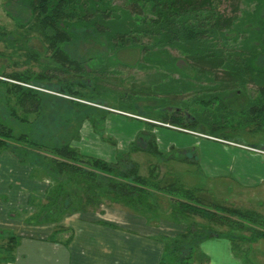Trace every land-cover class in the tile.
Wrapping results in <instances>:
<instances>
[{"label": "trees", "instance_id": "obj_1", "mask_svg": "<svg viewBox=\"0 0 264 264\" xmlns=\"http://www.w3.org/2000/svg\"><path fill=\"white\" fill-rule=\"evenodd\" d=\"M122 2L3 0L14 28L0 24V44L17 61L2 52L0 59L16 66L26 57L27 68L0 70V156L9 153L19 165L30 167L33 179L45 175L55 182L46 192L47 209L41 210V200L29 199L34 221L97 209L105 201L146 214L161 212L167 203L183 216L251 230L250 225L263 222L255 212L226 207L204 188H189L179 176L161 173V164L171 161L195 166L199 175L201 169L194 156L163 153L152 130L155 124L138 131L127 152H118L113 161L85 155L75 142L81 140L86 121L104 137L111 111L99 106H106L102 100L112 91L99 81L112 66L156 71L141 93L143 99L121 104L122 113L222 140L230 139L223 133L236 128L264 133V0ZM16 6L27 16L9 9ZM33 40L41 50L32 46ZM81 40L105 52L81 61L70 48ZM124 52L133 58L121 60ZM231 95L244 101L241 110L230 106ZM179 97L187 100L180 104ZM135 154L156 160L147 175ZM2 233L9 237L0 245V262L12 263L18 238ZM217 235L212 227L191 226L188 235L173 242V260L190 264L200 245ZM258 236L264 238V233Z\"/></svg>", "mask_w": 264, "mask_h": 264}, {"label": "crops", "instance_id": "obj_2", "mask_svg": "<svg viewBox=\"0 0 264 264\" xmlns=\"http://www.w3.org/2000/svg\"><path fill=\"white\" fill-rule=\"evenodd\" d=\"M125 116L129 117L127 114ZM135 119L138 120V131L146 130L148 124L156 125L152 130L163 153L198 158L203 183L231 180L246 193L263 196V200L258 201H261L260 205L264 204L263 150H259V153L252 150L256 147L245 146L237 141L222 140L141 117ZM87 124L93 127L86 121L81 129V137ZM94 134L101 142H108V139L95 131ZM198 141L200 144H197ZM128 146L126 150L119 149V152H127ZM4 155L17 162L9 153L2 154L0 158ZM17 164L19 165L18 162ZM32 173L33 171L30 172L29 179L35 181L31 178ZM15 181L18 183L20 178ZM8 186L14 188L11 183ZM49 188L50 186L46 192ZM212 193L215 194L214 191ZM31 198L35 197L30 196L27 204ZM0 200L11 206L7 195L1 194ZM99 209L67 212L50 220L37 222L32 215H27V209L6 210L0 206V245L5 244L9 237L3 236L4 231H9L18 238L15 261L0 264H178L172 258V244L188 235L195 223L193 217L171 210L161 215V212L155 210L149 214L136 213L116 203ZM205 226L212 227L218 235L200 245L190 264H256L247 261L245 256L257 251V248L251 251V245L246 248L235 247L234 241L225 232L216 230L214 224L208 223ZM33 247L38 250L34 252ZM244 250L246 251L242 252Z\"/></svg>", "mask_w": 264, "mask_h": 264}, {"label": "rangeland", "instance_id": "obj_3", "mask_svg": "<svg viewBox=\"0 0 264 264\" xmlns=\"http://www.w3.org/2000/svg\"><path fill=\"white\" fill-rule=\"evenodd\" d=\"M123 0H114L115 4H122ZM227 4L223 6L226 7ZM14 14H18L21 17L27 16V11L23 8L12 7L9 8ZM0 24H5L12 30L13 24L11 20L7 17L4 7L3 0H0ZM32 46L41 50L42 45L37 41L33 40ZM71 51L73 55L81 60H87L90 57H96L97 52L104 53V49L98 48L95 44H93L90 40H81L75 44L71 45ZM0 52L4 54H9V58L16 60V57L10 55L11 50H7L3 43L0 44ZM8 58V59H9ZM119 58L121 60H129L133 58L130 52L120 53ZM26 57H22L18 61V65L12 66L9 64L7 60L0 59V70L5 66L7 73L15 72V70H22L23 68H27V65L23 64L26 62ZM15 61V62H16ZM14 62V61H13ZM23 64V65H22ZM22 65V66H21ZM34 70H37V67H33ZM156 73L155 70H144L140 68H120L116 66H112L107 70V73H104L99 81V86L106 89L110 92V97L106 101L102 100L106 106L101 107L100 110L111 111L110 114L107 115L106 122L103 126L104 138L108 139V142H101L97 135L94 134L93 127H90L88 124L82 130V139L80 142L75 143L77 147H80V150L88 156H97L108 161H113L115 155L119 152V149L126 150L128 143L134 138L135 133L139 130L138 120L133 117L135 114L128 113L131 119L125 116L126 114L123 112L121 114L122 109H124L123 105L126 103H131L132 98H142L141 94L144 89H146L147 84L152 83L154 76ZM96 84V83H95ZM205 84V83H204ZM97 85V84H96ZM53 86H59L57 83H54ZM36 88V87H35ZM41 89V88H36ZM60 89V88H59ZM57 90V89H53ZM251 92V91H250ZM253 93V92H252ZM187 96V95H186ZM107 98V97H106ZM143 99V98H142ZM187 100V97H179L177 101L182 103L181 100ZM243 99V98H242ZM84 101V100H83ZM87 102V101H86ZM228 102L230 106L239 111L243 108L244 101L240 100L237 95H231L228 98ZM142 105V104H139ZM120 112V113H119ZM125 114V115H124ZM137 116V115H135ZM139 116V115H138ZM91 124V123H90ZM163 124V123H162ZM171 126V125H170ZM173 127V126H172ZM237 127V124L234 123V128ZM177 128V127H176ZM181 129V128H180ZM236 132H232L228 134V132L223 133L222 136H226L230 138L229 140L240 142L245 146H253L256 147L252 149L256 152L264 151V133H260L256 130H245L241 128H236ZM196 132V131H193ZM98 134V133H97ZM112 140V142L110 141ZM197 144H200L198 141ZM260 153V152H259ZM133 159L141 165V173L143 175H147L149 173L150 167L153 164H156V160L148 155L144 154H135L133 155ZM30 168V167H29ZM27 167H21L17 164L16 161L10 159L8 155H4V157L0 158V195L5 194L11 200V206H8L6 203H3L0 200L1 208H18L20 210L27 209V215H35V208L29 206L27 204V200L30 196L35 197L34 200H41V210L45 209L49 204L46 200L45 193L49 186H55V182L52 178L47 177L45 175L39 176L34 180L30 181L29 176L32 169ZM161 173L169 174L170 178H174L173 176H179L183 182L189 188L194 187H202L205 191L211 192V197L215 199L217 202H220L226 207L229 208H237L241 210L253 211L259 216L262 217L263 222L258 224H252L251 230L243 229L236 230L228 227L227 225H221L220 223L215 224V229L221 232H225L227 237H230L232 242L234 241L235 247L246 248V246L251 245V251L257 248L255 252H249V256H245V259L249 262L256 264H264V238L259 239V233H264V204L260 205V202L263 200V196L250 195L243 190L242 187L238 186L235 182L231 180H223L217 183H203V180L200 178V175L195 166H188L183 163H173L168 162L166 164H161ZM16 178H20V181L17 183L15 181ZM12 180V181H11ZM14 185V188H8L9 184ZM4 186V187H3ZM71 192L74 190L73 187L68 188ZM215 192V194L212 193ZM261 200V201H258ZM165 202V201H163ZM13 204V205H12ZM112 203L105 201L101 207L111 206ZM115 206V205H114ZM47 209V208H46ZM96 209V208H95ZM100 210L99 208H97ZM5 210V209H4ZM94 210V209H93ZM172 209L167 208V203L163 205V209L161 214L168 213V211ZM48 211V210H47ZM54 211V213H53ZM40 214V213H39ZM55 214V209L49 211V215ZM25 216V215H23ZM194 222L192 226L197 227L199 229H203L206 227L205 225L209 223V221L201 218V217H193ZM38 219V217H37ZM208 222V223H207ZM210 225H212L210 223ZM256 238V239H255ZM254 241V242H253ZM3 242V241H2ZM214 247V246H213ZM38 250V248H36ZM35 247L32 248L34 252L37 250ZM199 249V248H198ZM219 250H221L218 247ZM216 250V252H219ZM246 250L242 251L245 252ZM6 255V254H1Z\"/></svg>", "mask_w": 264, "mask_h": 264}, {"label": "water", "instance_id": "obj_4", "mask_svg": "<svg viewBox=\"0 0 264 264\" xmlns=\"http://www.w3.org/2000/svg\"><path fill=\"white\" fill-rule=\"evenodd\" d=\"M130 116V115H129Z\"/></svg>", "mask_w": 264, "mask_h": 264}]
</instances>
